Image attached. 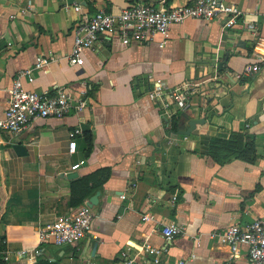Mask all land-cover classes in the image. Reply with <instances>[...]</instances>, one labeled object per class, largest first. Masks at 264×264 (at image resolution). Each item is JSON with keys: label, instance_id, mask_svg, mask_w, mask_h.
I'll return each instance as SVG.
<instances>
[{"label": "crops", "instance_id": "crops-1", "mask_svg": "<svg viewBox=\"0 0 264 264\" xmlns=\"http://www.w3.org/2000/svg\"><path fill=\"white\" fill-rule=\"evenodd\" d=\"M63 1L0 0V116L12 79L38 55L49 62L31 81L21 78L24 88L65 85L74 102L84 100L60 117H34L16 134L0 128V264H123L122 250L138 264L149 257L145 244L158 249L154 264H245L244 244L231 255L210 233L264 220V69L242 72L264 57V0H222L240 10L228 26L221 17H188L164 36L127 43L101 32L80 50L81 63L67 59L75 25L132 0ZM189 118L200 120L178 132ZM211 136L226 146H213ZM245 138L253 140L252 160L234 156ZM15 139L23 153L11 147ZM222 148L228 156L218 162L209 153ZM99 167L108 168L105 180L70 204L71 180ZM96 190L87 233L71 244L39 240L42 226ZM169 220L182 229L167 240L160 227Z\"/></svg>", "mask_w": 264, "mask_h": 264}, {"label": "built area", "instance_id": "built-area-1", "mask_svg": "<svg viewBox=\"0 0 264 264\" xmlns=\"http://www.w3.org/2000/svg\"><path fill=\"white\" fill-rule=\"evenodd\" d=\"M81 5L74 4L73 9L81 11ZM240 10L222 0H192L189 3H167V0H132L117 11L98 8L79 21L73 29V41L67 59L70 63H81L80 50L92 47L101 32H117L123 43L130 40L147 41L153 33L166 35L171 23H180L188 17L210 19L221 17L222 26L235 22ZM49 62V57L38 55L30 67L21 69L12 79L6 106L0 116V128L10 135L18 133L34 117L57 116L67 113L71 107L80 108L84 102L81 98L73 101L72 93L65 85H56L52 92L36 91L22 86L21 78L33 79V70L39 69ZM264 69V57L261 60L247 63L242 72L251 73ZM154 92V93H153ZM157 93V89L152 91ZM150 93V95H152ZM77 131H73L75 133ZM75 141L71 139L67 146L74 149ZM79 162L71 165L75 168ZM93 216L91 206L84 202L71 214L59 217L38 230L40 241L54 244H71L77 241L90 229ZM143 219L149 216L144 213ZM181 225L173 220L163 223L160 233L170 240L181 232ZM210 235L227 244L231 255L239 244L246 246L245 264H264V220L254 218L242 224L231 222L225 227L214 230ZM143 249L149 257L138 264H154L158 261V249L145 244ZM123 264H137L134 256L126 250L120 252ZM192 255V253L190 254ZM175 264H183L179 259ZM217 264H233L229 259Z\"/></svg>", "mask_w": 264, "mask_h": 264}, {"label": "trees", "instance_id": "trees-1", "mask_svg": "<svg viewBox=\"0 0 264 264\" xmlns=\"http://www.w3.org/2000/svg\"><path fill=\"white\" fill-rule=\"evenodd\" d=\"M171 128H176V119H171ZM83 140L86 144V148L89 147L90 144V133L88 129L82 130ZM211 144L214 146H226L227 140L218 138L217 136H211ZM243 147L241 149H238L234 154V156L244 159V160H252L253 158V140L245 138V140L242 142ZM222 153H224L222 155ZM212 158L218 162H223L227 159L226 153L224 152V149L222 148L220 152H210L209 153ZM108 168L107 167H99L87 174H84L82 176H79L77 178H74L71 180L70 183V192H69V202L70 204H76L80 202L89 192L95 188L97 185L101 184L105 178L108 175Z\"/></svg>", "mask_w": 264, "mask_h": 264}, {"label": "water", "instance_id": "water-1", "mask_svg": "<svg viewBox=\"0 0 264 264\" xmlns=\"http://www.w3.org/2000/svg\"><path fill=\"white\" fill-rule=\"evenodd\" d=\"M72 1L75 2V3L79 2V0H64L63 2L70 3ZM80 2H82V1H80ZM182 114L185 115V113H182ZM199 120L200 119H198V118H189L188 119L189 126L186 129H179L178 132L187 134L189 132V130L191 128H193L194 123L199 121ZM11 147L14 149V151L17 154L23 153L24 150H25L23 145L18 141V139H15V141L11 143ZM75 175H76V171H71L70 173H68L67 177H72V176H75ZM97 194H98V190H96L94 193L89 195L86 203L88 205H91V204L95 203Z\"/></svg>", "mask_w": 264, "mask_h": 264}]
</instances>
